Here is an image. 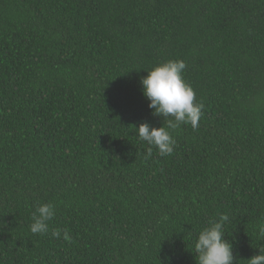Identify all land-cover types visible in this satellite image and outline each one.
<instances>
[{
    "label": "trees",
    "instance_id": "obj_1",
    "mask_svg": "<svg viewBox=\"0 0 264 264\" xmlns=\"http://www.w3.org/2000/svg\"><path fill=\"white\" fill-rule=\"evenodd\" d=\"M168 60L204 107L146 158L135 127L166 122L140 81ZM222 216L247 264L264 248V0H0V264H196Z\"/></svg>",
    "mask_w": 264,
    "mask_h": 264
},
{
    "label": "clouds",
    "instance_id": "obj_2",
    "mask_svg": "<svg viewBox=\"0 0 264 264\" xmlns=\"http://www.w3.org/2000/svg\"><path fill=\"white\" fill-rule=\"evenodd\" d=\"M186 68L183 60H168L154 66L141 78L142 94L146 98L149 109L154 116L161 117L165 126L152 127L147 122L135 127L139 141L146 142V158L152 155L153 146L160 156L172 154L175 139L170 133L181 124H191L195 129L201 117L203 104L196 101L194 89L187 84L182 73ZM55 216V206L52 203L35 205L29 225L33 234L49 232V222ZM226 216L210 220L209 224L200 230L194 244L196 264H236L233 246L226 240L223 230ZM258 234L264 237V222L258 225ZM51 235L57 239L71 242L67 229L53 230ZM247 264H264V248L259 247L258 254L247 260Z\"/></svg>",
    "mask_w": 264,
    "mask_h": 264
}]
</instances>
